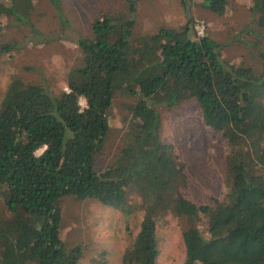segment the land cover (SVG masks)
I'll use <instances>...</instances> for the list:
<instances>
[{
  "label": "trees",
  "instance_id": "1",
  "mask_svg": "<svg viewBox=\"0 0 264 264\" xmlns=\"http://www.w3.org/2000/svg\"><path fill=\"white\" fill-rule=\"evenodd\" d=\"M251 1L264 28V0ZM36 2L0 0V25L25 24L50 41L32 19ZM138 2L103 11L92 34L77 39L82 56L68 90L54 93L13 75L0 98V264H82L83 248L61 237L65 196L96 199L125 216L143 209L120 264H157L159 228L169 215L182 224L181 264H264V48L261 68L228 62L223 43L199 35L192 16L134 43ZM180 2L187 10L191 0ZM228 3L203 0L221 16ZM14 44L0 42V52ZM119 92L134 97L129 122L113 159L99 167ZM188 99L228 144L226 190L202 204L187 197V164L161 136L159 107Z\"/></svg>",
  "mask_w": 264,
  "mask_h": 264
},
{
  "label": "rangeland",
  "instance_id": "2",
  "mask_svg": "<svg viewBox=\"0 0 264 264\" xmlns=\"http://www.w3.org/2000/svg\"><path fill=\"white\" fill-rule=\"evenodd\" d=\"M61 12L54 0H37L32 19L49 37L40 42L28 25L9 22L0 25V42H16L10 52H0V98L13 75L27 83L43 84L54 93L68 90L67 78L82 53L77 39L92 34L93 22L103 11L126 10L128 0H60ZM251 0H229L225 15L209 10L203 0H191L186 10L180 0H139L134 43L145 33H154L161 26H178L189 16L196 19L199 35H209L223 43V57L228 62L260 66V50L264 48V28L259 14L253 13ZM263 33V34H262ZM37 40V42L35 41ZM132 95L119 92L110 112V132L107 156L99 167L108 164L122 145L130 112L127 104ZM86 106V99H81ZM161 136L172 143L181 160L187 164L189 185L185 193L198 204L212 196H222L224 162L228 144L223 136L207 126L198 102L184 100L172 106L159 107ZM39 149L38 153H42ZM137 203L140 204L139 197ZM141 205V204H140ZM61 237L69 245H80L84 250L82 264H120L124 251L139 231L143 209H134L125 216L118 208L102 204L96 199L79 201L73 196L62 198ZM159 228L157 264H181L186 247L182 224L173 215ZM200 224V223H199ZM204 229V226L200 224Z\"/></svg>",
  "mask_w": 264,
  "mask_h": 264
}]
</instances>
